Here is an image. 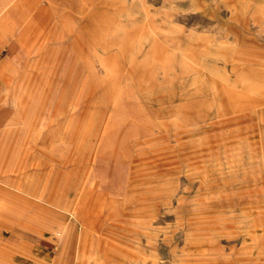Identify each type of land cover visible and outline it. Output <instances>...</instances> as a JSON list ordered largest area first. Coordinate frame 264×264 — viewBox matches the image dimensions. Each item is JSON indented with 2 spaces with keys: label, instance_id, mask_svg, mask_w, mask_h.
<instances>
[{
  "label": "rangeland",
  "instance_id": "1",
  "mask_svg": "<svg viewBox=\"0 0 264 264\" xmlns=\"http://www.w3.org/2000/svg\"><path fill=\"white\" fill-rule=\"evenodd\" d=\"M11 4L0 264H264V0Z\"/></svg>",
  "mask_w": 264,
  "mask_h": 264
},
{
  "label": "crops",
  "instance_id": "2",
  "mask_svg": "<svg viewBox=\"0 0 264 264\" xmlns=\"http://www.w3.org/2000/svg\"><path fill=\"white\" fill-rule=\"evenodd\" d=\"M20 1L21 3L24 0H17ZM12 2V4L14 3V0H0V17H4L7 13V9H8V5H10ZM18 2H15V4H17ZM11 4V5H12Z\"/></svg>",
  "mask_w": 264,
  "mask_h": 264
}]
</instances>
